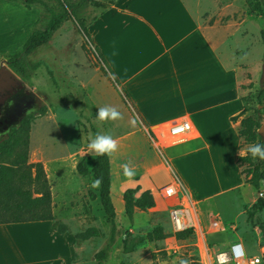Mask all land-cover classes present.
Masks as SVG:
<instances>
[{
	"label": "rangeland",
	"instance_id": "rangeland-1",
	"mask_svg": "<svg viewBox=\"0 0 264 264\" xmlns=\"http://www.w3.org/2000/svg\"><path fill=\"white\" fill-rule=\"evenodd\" d=\"M109 1L91 0L86 10L88 20L98 18L88 26L90 38L82 34L74 20L65 22L47 44L28 56L31 62H43V66L28 79L18 76L30 91L31 101L27 110L29 114L24 117H30L25 164L41 165L51 195L54 226L63 227L72 234L89 228L100 232L98 237L77 242L73 263L94 264L93 255L103 247L108 234V226L96 198L98 184L91 174L80 175L76 170L82 159L90 169V161L96 156L89 147L94 139L92 127L97 129L98 135H111L118 145L117 151L108 156L111 199L116 222L124 233L111 249L105 264L191 263L195 253L192 241L175 238L169 221V203H164L158 195L161 186L178 177L193 191L189 196L202 218L212 212L218 214L226 226L231 224L234 228L223 235L208 236L210 242H226V245L240 240L248 255H260V248L264 246L258 229V225L264 223L263 187L260 184L259 190H255L243 182L238 167L242 170L247 168V164L238 166L234 162V133L227 123L221 122L224 112L216 111V130L206 128L208 146H202L195 140L155 150L147 135L151 127H144L135 119L126 107L124 97L119 94L114 75L98 57V54L102 55V46L112 52L111 40H115L117 34H125L128 29L121 27L117 17L108 21L112 27L108 32H102L100 24L92 35L90 28L113 6L180 9L189 18L200 12H205V18L212 17L216 8L246 9L252 15L250 36L247 42L239 44L237 52L238 63L247 65L244 84H251V90L244 89L241 95L248 98L247 104L253 110L254 94L260 85L264 63L261 33L264 8L257 0H113L112 5ZM40 15L41 8L37 6L26 8L21 1L0 0V66L9 68L7 59L19 52ZM129 26L132 27L127 35L132 38L133 24ZM102 107L115 108L120 118L101 121L97 110ZM248 115L254 116L252 112ZM261 122L264 124V116ZM224 136L228 143L220 150ZM125 164L136 171L135 176L129 178L124 175ZM251 165L259 167V159L254 158ZM31 174L34 176V168ZM140 184L152 189L155 207L145 212L135 210L127 216L122 194L128 188H141ZM25 187L32 192L37 189L35 184H26ZM38 196L32 195L34 198ZM258 201L261 202L260 207L255 209V215L249 222L245 209L250 210ZM42 224L50 226L51 223Z\"/></svg>",
	"mask_w": 264,
	"mask_h": 264
},
{
	"label": "crops",
	"instance_id": "crops-1",
	"mask_svg": "<svg viewBox=\"0 0 264 264\" xmlns=\"http://www.w3.org/2000/svg\"><path fill=\"white\" fill-rule=\"evenodd\" d=\"M204 15L200 12L189 18L180 9L113 6L90 29L93 35L101 24L102 32H108L112 28L108 21L113 17L127 32L133 24L132 38L126 32L111 40L113 53L103 46L100 50L119 94L138 122L152 128L188 119L196 132L195 140L208 146L206 128L216 130V111L222 110L221 122L234 133L236 163L235 158L244 156L249 147L238 137L240 119L230 121L243 109L241 87L246 86L247 65L238 63L237 48L250 36L252 15L246 9L232 8H216L212 17ZM227 143L224 136L220 150ZM238 172L244 182L240 167ZM175 179L193 195L179 177ZM141 190L152 193L142 185ZM161 200L169 203L168 210L175 202ZM77 242L75 234L67 230L60 234L53 221L0 225V264H74Z\"/></svg>",
	"mask_w": 264,
	"mask_h": 264
},
{
	"label": "trees",
	"instance_id": "trees-1",
	"mask_svg": "<svg viewBox=\"0 0 264 264\" xmlns=\"http://www.w3.org/2000/svg\"><path fill=\"white\" fill-rule=\"evenodd\" d=\"M7 2L21 1L26 8L37 6L41 8V15L36 21L34 28L30 32L26 42L18 53L7 59L9 69L16 75L28 79L43 62H31L28 56L37 48L47 44L55 33L69 20H74L82 34L90 38L88 26L96 21L98 17L88 20L86 10L91 0H4ZM258 4L264 8V0H257ZM113 0L109 1V5ZM250 7V6H249ZM253 7V6H252ZM259 11L258 8H254ZM104 12L100 14L103 15ZM264 16V12H263ZM42 21V24H39ZM262 38L264 43V28L262 29ZM264 46V45H263ZM98 57L109 69L103 56ZM264 59V50H263ZM110 70V69H109ZM48 74L52 77L51 72ZM243 90H251V84L241 87ZM255 106L252 110L246 96L241 97L243 103L242 111L230 118L232 123L239 119L238 137L242 144L251 145L264 143V138L258 134L262 124L261 119L264 116V84H260L255 90ZM252 112L254 116H246ZM29 116L24 118L17 127L13 128L4 140L0 141V225L19 224L26 222H45L53 221L51 210V195L45 180L40 164L34 166L26 165L27 135L29 132ZM93 138L98 135L97 129L92 127ZM18 151L15 154V151ZM253 157L246 152L244 156H237L238 166L245 163L247 168L241 170L246 184H250L255 190H259L261 184L264 191V160L259 159V167H252ZM91 168L88 169L85 160L82 159L76 167L80 175L91 174L93 180L98 184L97 195L100 209L108 226V234L105 244L93 255L94 264H105L108 260L111 249L118 239L123 235V230L116 222V213L111 199V169L108 154H98L90 161ZM34 168L35 174L32 176L31 170ZM35 184L37 189L34 192L25 185ZM33 193L39 194L38 197H32ZM123 209L127 216H131L135 210L145 212L155 207L154 198L149 190H141L139 186L128 188L122 194ZM260 201L246 210L247 220L252 221L255 215V209L260 207ZM260 235L264 244V223L258 225ZM57 231L63 234L66 230L63 227H57ZM100 236V232L95 228H89L84 232L75 234L78 241H86ZM179 241L191 240L194 238L190 231L179 232L175 234ZM195 250V248H194ZM196 258V253L191 260Z\"/></svg>",
	"mask_w": 264,
	"mask_h": 264
},
{
	"label": "built area",
	"instance_id": "built-area-1",
	"mask_svg": "<svg viewBox=\"0 0 264 264\" xmlns=\"http://www.w3.org/2000/svg\"><path fill=\"white\" fill-rule=\"evenodd\" d=\"M150 131L147 133L150 144L157 151L196 139L192 123L185 118L159 124ZM158 195L163 200H175L168 210L173 235L190 231L194 238L192 245L196 258L190 260V264H264V246L260 248V255H248L240 240L228 242L226 245V242H210L208 236L223 235L234 228L232 225L226 226L218 214L212 212L202 218L189 194L175 178L161 187ZM261 243L259 240L260 245Z\"/></svg>",
	"mask_w": 264,
	"mask_h": 264
},
{
	"label": "clouds",
	"instance_id": "clouds-1",
	"mask_svg": "<svg viewBox=\"0 0 264 264\" xmlns=\"http://www.w3.org/2000/svg\"><path fill=\"white\" fill-rule=\"evenodd\" d=\"M97 117L101 121L105 119H119L120 113L113 107H102L97 110ZM89 147L98 154H112L117 151V142L111 135H96L92 139ZM247 152L253 158L264 160V143H257L249 145ZM124 175L126 177H133L136 171L130 168L127 164L123 166Z\"/></svg>",
	"mask_w": 264,
	"mask_h": 264
},
{
	"label": "flooded vegetation",
	"instance_id": "flooded-vegetation-1",
	"mask_svg": "<svg viewBox=\"0 0 264 264\" xmlns=\"http://www.w3.org/2000/svg\"><path fill=\"white\" fill-rule=\"evenodd\" d=\"M29 97L30 91L24 88L11 95L0 106V141L29 114L27 112L31 105Z\"/></svg>",
	"mask_w": 264,
	"mask_h": 264
},
{
	"label": "water",
	"instance_id": "water-1",
	"mask_svg": "<svg viewBox=\"0 0 264 264\" xmlns=\"http://www.w3.org/2000/svg\"><path fill=\"white\" fill-rule=\"evenodd\" d=\"M260 84H264V63L261 72ZM25 88V83L11 69L0 66V106L14 93ZM28 91V89H27ZM261 138H264V127L258 130Z\"/></svg>",
	"mask_w": 264,
	"mask_h": 264
}]
</instances>
